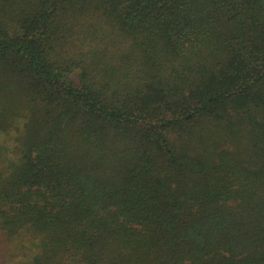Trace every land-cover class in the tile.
Segmentation results:
<instances>
[{
  "label": "trees",
  "instance_id": "trees-1",
  "mask_svg": "<svg viewBox=\"0 0 264 264\" xmlns=\"http://www.w3.org/2000/svg\"><path fill=\"white\" fill-rule=\"evenodd\" d=\"M0 264H264V0H0Z\"/></svg>",
  "mask_w": 264,
  "mask_h": 264
},
{
  "label": "rangeland",
  "instance_id": "rangeland-1",
  "mask_svg": "<svg viewBox=\"0 0 264 264\" xmlns=\"http://www.w3.org/2000/svg\"><path fill=\"white\" fill-rule=\"evenodd\" d=\"M3 257H4V250H0V262H2Z\"/></svg>",
  "mask_w": 264,
  "mask_h": 264
}]
</instances>
